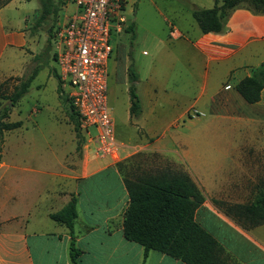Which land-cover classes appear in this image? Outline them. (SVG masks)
Instances as JSON below:
<instances>
[{"label":"crops","instance_id":"obj_1","mask_svg":"<svg viewBox=\"0 0 264 264\" xmlns=\"http://www.w3.org/2000/svg\"><path fill=\"white\" fill-rule=\"evenodd\" d=\"M16 1L0 8V87L11 77L20 78L32 59L33 70L46 66L49 44L40 46L38 34L53 19L49 33L58 11L68 8L64 0H51L53 13L41 19L38 0L31 20L28 9L17 8ZM172 2L176 4L170 5L162 34L146 40L134 67L141 113L131 118L129 95L124 97L123 119L112 112L116 137L140 147L146 167L152 164L148 166V157L156 155L160 163L148 170L166 168L161 164L166 160L185 172L204 199L195 221L239 264H264V224L250 226L227 212L264 192V89L254 104L236 91L264 63V9L236 6L222 19L219 33L203 34L192 11L210 9L214 0ZM64 22L65 16L57 28ZM133 30L136 36L134 25ZM129 64L121 78L127 94ZM68 121L69 143L61 155L50 150L55 140L47 138L42 152L38 138L20 139L14 153L9 151L7 138L22 128L20 120L10 122H21L20 127L3 132L0 264H72L70 231L49 217L72 198L77 264H183L157 251L144 259L143 248L124 239L128 195L117 168L120 162L97 157ZM243 193L253 197L245 202Z\"/></svg>","mask_w":264,"mask_h":264},{"label":"trees","instance_id":"obj_2","mask_svg":"<svg viewBox=\"0 0 264 264\" xmlns=\"http://www.w3.org/2000/svg\"><path fill=\"white\" fill-rule=\"evenodd\" d=\"M9 1L0 0V8ZM40 3L43 9L41 19H45L53 13L52 1L40 0ZM241 4L249 6L254 12L264 9V0H214L212 8L194 9L192 16L203 34L219 33L222 29V19ZM34 59L37 60L38 56ZM129 59L131 61L130 56ZM38 71L39 69L35 68L27 78L20 79L11 94L0 96L1 100L9 101L0 111V140L4 131L21 126V122L10 123L6 119L11 108L26 95ZM137 80V73L130 62L127 68V82L131 118H136L141 113L140 102L135 92ZM263 89L264 63L252 76L243 79L236 86V91L248 104L257 103ZM57 92L66 104L69 120L80 140L79 118L72 106L68 107L70 102L62 95L59 82ZM144 162L145 155L135 154L117 165L128 195V207L122 221L124 239L140 245L143 248L144 259L148 252L157 251L183 264H239L195 221V212L204 199L190 177L181 170L170 168L148 170L142 167ZM227 212L234 213L239 221L250 226L264 224V192L259 193L248 204L231 206ZM76 216L74 198L61 210L49 216L51 220L64 225L70 231L72 240L69 249L72 264H77L80 254L73 241V222Z\"/></svg>","mask_w":264,"mask_h":264},{"label":"rangeland","instance_id":"obj_3","mask_svg":"<svg viewBox=\"0 0 264 264\" xmlns=\"http://www.w3.org/2000/svg\"><path fill=\"white\" fill-rule=\"evenodd\" d=\"M57 1V0H54ZM125 4L124 17L125 22L120 25L119 31L112 33V46L113 55L111 56L108 64V81H107V103L112 112L116 113V118L121 121L124 117V107L122 102L124 97L127 98V93L124 91L125 87L121 83L123 76V70L126 63L131 62L133 68L137 59L140 57L146 40L152 36H160L161 31L165 26V18H169L168 10L170 5H175L176 2L172 0H123ZM38 0H17L15 6L17 8L28 9L30 19H32V12L39 8ZM66 14L65 9L58 11L57 23L53 26L49 33H46L48 28L54 23L53 19L48 20L43 29L45 33L38 34V44L47 45L48 57L46 66L43 67L35 79L33 80L27 94L20 100L18 108L13 109L12 114L9 115V121H21L22 128L18 131L12 132L7 138V144L9 151L14 153L15 143L20 139L38 138L42 152L45 150L46 143L45 138L55 140L50 144V150H54V153L61 155L63 150L67 149L66 144L69 143V112L67 111L66 104L59 96L57 92L58 82L55 77V73L58 71L54 59V49L52 47V36L57 29L58 22L60 23ZM135 28V33L133 30ZM51 32V35H50ZM134 34V38L133 37ZM50 35V36H49ZM131 58V61L129 59ZM130 61V62H129ZM36 63L31 60L29 64H26L25 70L21 73V77H11L5 80L0 87V96L9 95L13 91V87L20 81V79L27 78L33 71ZM124 67V68H123ZM57 74V73H56ZM66 97L65 95H63ZM9 103L8 100L0 99V111ZM37 112V113H36ZM67 122V123H66ZM72 127V125H71ZM73 131V127H72ZM74 132V131H73ZM90 133H94L91 129ZM84 135L79 133V138L83 141ZM78 139V138H77ZM14 146V147H13ZM13 148V150H12ZM143 150L138 151L136 154H144ZM156 156V155H155ZM148 157V166L150 162L151 166L146 167L145 162L142 165L145 169L154 168L159 162L157 157ZM160 163V162H159ZM170 168L171 170H179L173 164L168 161L161 163ZM164 169V168H163ZM249 179L248 181H250ZM254 180V179H253ZM243 181V180H242ZM243 201H249L253 197V194H241Z\"/></svg>","mask_w":264,"mask_h":264},{"label":"built area","instance_id":"obj_4","mask_svg":"<svg viewBox=\"0 0 264 264\" xmlns=\"http://www.w3.org/2000/svg\"><path fill=\"white\" fill-rule=\"evenodd\" d=\"M65 22L53 34L54 59L62 91L79 118L80 133L94 154L113 163L140 147L120 142L107 103L112 33L125 22L123 0H64ZM93 129L94 133H90Z\"/></svg>","mask_w":264,"mask_h":264},{"label":"water","instance_id":"obj_5","mask_svg":"<svg viewBox=\"0 0 264 264\" xmlns=\"http://www.w3.org/2000/svg\"><path fill=\"white\" fill-rule=\"evenodd\" d=\"M68 107H70V103L68 104ZM70 110H71V108H70Z\"/></svg>","mask_w":264,"mask_h":264}]
</instances>
